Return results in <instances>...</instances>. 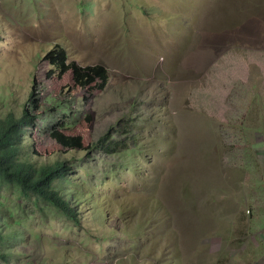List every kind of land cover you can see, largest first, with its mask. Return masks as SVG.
<instances>
[{
    "label": "rangeland",
    "instance_id": "rangeland-1",
    "mask_svg": "<svg viewBox=\"0 0 264 264\" xmlns=\"http://www.w3.org/2000/svg\"><path fill=\"white\" fill-rule=\"evenodd\" d=\"M23 106L79 219L0 186L21 264L264 262V0H0V117ZM107 129L135 149L96 148Z\"/></svg>",
    "mask_w": 264,
    "mask_h": 264
},
{
    "label": "trees",
    "instance_id": "trees-1",
    "mask_svg": "<svg viewBox=\"0 0 264 264\" xmlns=\"http://www.w3.org/2000/svg\"><path fill=\"white\" fill-rule=\"evenodd\" d=\"M54 53L57 54L50 52L48 57ZM56 64V68L62 72L66 71V65ZM29 96L31 98V94ZM30 111L28 107L23 106L18 116L8 112L0 117V186L9 185L21 192H30L57 209L58 213L75 221L79 219L76 209L78 199L72 196V193L60 194V190L53 185V181L58 182L65 178L68 165L63 160L38 164L30 158V149L24 144L25 131L34 125L36 119V115ZM115 131L117 130L107 129L97 141L96 148L101 147L109 155L116 157L121 150L126 153L129 149H135V140L131 141L132 136L126 132V140H123L115 136ZM48 133L63 148L83 149L82 137L78 134H67L56 124L49 125ZM124 161L121 159V167ZM23 226L22 219L18 217L8 198L0 192V262L18 260L22 263L18 259V256H22L18 246L30 242L33 235L32 232L24 230ZM16 249L18 251H15Z\"/></svg>",
    "mask_w": 264,
    "mask_h": 264
},
{
    "label": "crops",
    "instance_id": "crops-1",
    "mask_svg": "<svg viewBox=\"0 0 264 264\" xmlns=\"http://www.w3.org/2000/svg\"><path fill=\"white\" fill-rule=\"evenodd\" d=\"M253 258H254V255L250 256V264H259L258 261L255 260V258L253 260ZM256 259H263L264 260V256H262V255H256ZM262 264H264V262H262Z\"/></svg>",
    "mask_w": 264,
    "mask_h": 264
}]
</instances>
